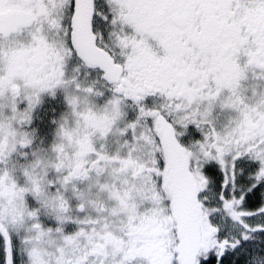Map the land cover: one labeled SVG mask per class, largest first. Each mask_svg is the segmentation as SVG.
I'll list each match as a JSON object with an SVG mask.
<instances>
[{
	"label": "snow or ice",
	"instance_id": "1",
	"mask_svg": "<svg viewBox=\"0 0 264 264\" xmlns=\"http://www.w3.org/2000/svg\"><path fill=\"white\" fill-rule=\"evenodd\" d=\"M0 264H264V0H0Z\"/></svg>",
	"mask_w": 264,
	"mask_h": 264
}]
</instances>
